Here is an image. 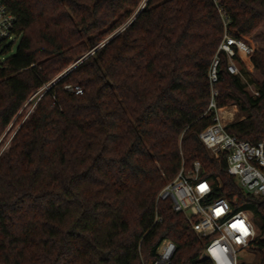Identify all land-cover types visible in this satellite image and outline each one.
Returning a JSON list of instances; mask_svg holds the SVG:
<instances>
[{
  "label": "trees",
  "instance_id": "trees-1",
  "mask_svg": "<svg viewBox=\"0 0 264 264\" xmlns=\"http://www.w3.org/2000/svg\"><path fill=\"white\" fill-rule=\"evenodd\" d=\"M2 1L20 40L0 61V137L49 87L0 154V264H148L165 239L176 244L168 264H213L201 257L209 237L170 197L158 199L195 161L215 182L212 198L238 197L234 206L253 212L260 233L250 247L264 264L263 199L243 191L227 153L214 157L199 136L216 114L207 111L224 32L216 1ZM217 1L242 34L264 24V0ZM252 59L259 94L222 53L217 105H239L245 116L226 129L257 142L264 50Z\"/></svg>",
  "mask_w": 264,
  "mask_h": 264
},
{
  "label": "built area",
  "instance_id": "built-area-1",
  "mask_svg": "<svg viewBox=\"0 0 264 264\" xmlns=\"http://www.w3.org/2000/svg\"><path fill=\"white\" fill-rule=\"evenodd\" d=\"M217 3L222 17L224 32L216 54L209 68L211 99L207 111L215 110L214 121L204 128L199 136L211 154L219 158L227 153V169L234 176L243 191L260 196L264 201V140L251 141L240 138L226 129L217 105L219 70L222 53L227 58V69L239 76L244 84L252 87L250 72H254L253 54L257 47L246 34L231 26V19L221 4ZM16 15L6 3L0 0V53L13 48L20 40L16 32ZM255 94L258 90L253 89ZM202 165L195 161L190 169L183 166L159 192L158 199L170 197L175 211L188 216L189 225L200 237H209L201 253L213 264H241L240 256L259 235L248 210L237 209L226 196L212 198L215 182L201 176ZM176 244L165 239L158 248V258L148 264H168Z\"/></svg>",
  "mask_w": 264,
  "mask_h": 264
},
{
  "label": "rangeland",
  "instance_id": "rangeland-1",
  "mask_svg": "<svg viewBox=\"0 0 264 264\" xmlns=\"http://www.w3.org/2000/svg\"><path fill=\"white\" fill-rule=\"evenodd\" d=\"M247 37L250 39L251 42H253L255 44V46L257 47V49H262L264 50V24L261 25L257 30H255L252 33L246 34ZM102 43V42H101ZM101 43H99L98 45H100ZM6 54L5 53H0V61L4 60L6 58ZM254 77L256 79L261 80L263 78L262 74L260 73L259 70H257L255 68L254 72H250L249 74V80L251 82L252 87H249L247 84L246 85V89L251 93V94H255L253 89L256 88V85L254 82L251 81V78ZM49 87V85L44 86L43 88H41L36 94H34L30 100L24 105V107L20 110V112L16 115V117L12 120L11 124L7 127V129L3 132V134L0 137V154L7 150L12 137L14 136L16 130L18 129L20 123L23 121V119H25L35 108L36 105V100L38 99V97L36 99H33L35 96H40L43 94V92L45 90H47V88ZM33 99V100H32ZM223 108H228L229 111L231 110H236L234 111V117L233 119H239L242 116H245V112L241 110L240 106L237 104H232V105H227L224 106ZM26 110L25 115H21L23 110ZM221 112V110H220ZM228 113L224 114L227 115ZM232 114V115H233ZM222 115V112H221ZM250 213V217L253 219L256 227L258 228V232L260 233V228L257 224V222L254 219V214L252 211H249ZM241 259V263H245V264H259L260 263V255L259 253L252 249L251 247H249L248 249H246L243 252V255L240 256Z\"/></svg>",
  "mask_w": 264,
  "mask_h": 264
},
{
  "label": "crops",
  "instance_id": "crops-1",
  "mask_svg": "<svg viewBox=\"0 0 264 264\" xmlns=\"http://www.w3.org/2000/svg\"><path fill=\"white\" fill-rule=\"evenodd\" d=\"M221 116H222V118H223V120H224V122H225L226 124L235 121V120L233 119L234 114L232 115L231 112H229L227 115H223V114H222ZM242 117H244V116H242Z\"/></svg>",
  "mask_w": 264,
  "mask_h": 264
},
{
  "label": "water",
  "instance_id": "water-1",
  "mask_svg": "<svg viewBox=\"0 0 264 264\" xmlns=\"http://www.w3.org/2000/svg\"><path fill=\"white\" fill-rule=\"evenodd\" d=\"M148 0H146V2H147ZM140 11V10H139ZM139 13V12H138ZM138 13L136 14V16L138 15ZM135 16V17H136ZM81 61H83V58L82 59H80V60H78V62L77 63H80ZM77 64H75V65H73V66H71L66 72H64L60 77H62L63 75H65L66 73H68V71H70L71 69H73L75 66H76Z\"/></svg>",
  "mask_w": 264,
  "mask_h": 264
},
{
  "label": "bare ground",
  "instance_id": "bare-ground-1",
  "mask_svg": "<svg viewBox=\"0 0 264 264\" xmlns=\"http://www.w3.org/2000/svg\"><path fill=\"white\" fill-rule=\"evenodd\" d=\"M234 111H236V110H231V111H229V109H227V110H225V111H221V112H222V114L224 115V114L229 113V112H231V114H233Z\"/></svg>",
  "mask_w": 264,
  "mask_h": 264
}]
</instances>
